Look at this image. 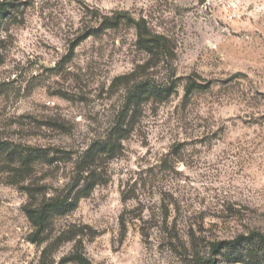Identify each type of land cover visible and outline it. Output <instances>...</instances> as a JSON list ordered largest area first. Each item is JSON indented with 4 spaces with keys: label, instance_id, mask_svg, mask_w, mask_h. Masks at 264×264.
Here are the masks:
<instances>
[{
    "label": "rangeland",
    "instance_id": "rangeland-1",
    "mask_svg": "<svg viewBox=\"0 0 264 264\" xmlns=\"http://www.w3.org/2000/svg\"><path fill=\"white\" fill-rule=\"evenodd\" d=\"M0 1V146L67 153L23 175L0 157V264H199L214 242L264 233V0ZM100 16L143 22L161 54L126 22L74 49ZM143 82L167 100L143 104L95 165L105 182L32 243L24 187L66 195Z\"/></svg>",
    "mask_w": 264,
    "mask_h": 264
},
{
    "label": "trees",
    "instance_id": "trees-1",
    "mask_svg": "<svg viewBox=\"0 0 264 264\" xmlns=\"http://www.w3.org/2000/svg\"><path fill=\"white\" fill-rule=\"evenodd\" d=\"M6 3L0 1V15ZM124 22L133 25L137 29L138 42L141 47L151 56L157 57L161 54L162 37L154 35L148 31L143 22H138L131 17L120 18V16H100L96 17L95 25L87 26L84 34L78 38L74 49L86 40L98 37L100 33L109 30H116ZM205 88V87H199ZM169 93L161 91L151 85L150 82H143L137 86L135 91L128 94L129 107L126 112L121 114V118L116 128L111 132L107 139L92 144L81 155L77 156L74 166L78 176L68 184V191L63 196L47 197L45 195L42 201L36 196V188L31 186L24 187L30 194L32 200L36 203L26 207L25 213L29 221L35 228L34 233L29 239L32 243H38L49 223L55 215L66 214L75 210L82 198L87 197L97 186L103 184L105 180L97 172L96 164L103 160L116 158L123 149V142L131 135L135 128L136 117L143 104L149 101L163 103L167 100ZM133 112L130 115V112ZM0 157H6L10 163L18 162L20 164V175L27 170L37 168L40 165H53L67 158V153L60 156L51 155L47 149H10L8 146H0ZM17 173V175H19ZM25 177H21L17 183L25 182ZM210 258L206 261H200L199 264H264V233L259 230H252L249 233L237 235L233 239L214 242L211 245ZM49 248L43 251V260L46 258ZM219 256L224 257L223 259ZM77 264H90L85 255L76 253L73 256Z\"/></svg>",
    "mask_w": 264,
    "mask_h": 264
},
{
    "label": "water",
    "instance_id": "water-1",
    "mask_svg": "<svg viewBox=\"0 0 264 264\" xmlns=\"http://www.w3.org/2000/svg\"><path fill=\"white\" fill-rule=\"evenodd\" d=\"M238 76H240V74H239V73H237V74L233 75L231 78H236V77H238ZM231 78H230V79H231Z\"/></svg>",
    "mask_w": 264,
    "mask_h": 264
},
{
    "label": "built area",
    "instance_id": "built-area-1",
    "mask_svg": "<svg viewBox=\"0 0 264 264\" xmlns=\"http://www.w3.org/2000/svg\"><path fill=\"white\" fill-rule=\"evenodd\" d=\"M233 17H231V19H232Z\"/></svg>",
    "mask_w": 264,
    "mask_h": 264
}]
</instances>
